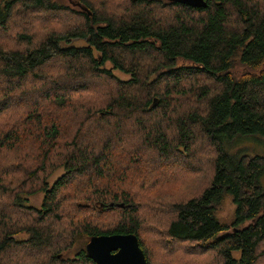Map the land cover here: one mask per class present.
Wrapping results in <instances>:
<instances>
[{
    "label": "trees",
    "instance_id": "1",
    "mask_svg": "<svg viewBox=\"0 0 264 264\" xmlns=\"http://www.w3.org/2000/svg\"><path fill=\"white\" fill-rule=\"evenodd\" d=\"M75 1L80 11L59 0H0V35L14 25L31 32H13L8 46L0 36V204L7 202L0 264H96L86 244L114 234L137 235L151 264L159 231L144 232L131 179L150 181L164 168H148L154 158L180 156L188 171L176 183L182 197L171 205L166 243H195L205 254L192 260L176 248L158 264H216L212 253L221 264H259L264 155L249 144L264 142V0H206V8ZM42 14L50 30L36 40L31 24ZM74 15L83 25L51 30L59 28L55 19ZM77 39L87 46H71ZM107 63L131 79H118ZM237 65L250 72L239 76ZM190 100L195 108L180 105ZM18 145L23 156L12 157ZM59 167L63 174L50 184ZM37 192L45 196L41 209L24 203ZM227 199L229 223L218 216ZM114 211V227L97 225ZM146 234L155 241L146 245ZM77 247L75 257L65 256Z\"/></svg>",
    "mask_w": 264,
    "mask_h": 264
},
{
    "label": "rangeland",
    "instance_id": "2",
    "mask_svg": "<svg viewBox=\"0 0 264 264\" xmlns=\"http://www.w3.org/2000/svg\"><path fill=\"white\" fill-rule=\"evenodd\" d=\"M59 1L66 7L70 9H74L73 11H80L79 9H76L75 5L77 4L75 3L76 2L75 0H59ZM107 1L108 0H97V5L102 6ZM116 1L119 4L120 2H122V4L126 3V0H116ZM49 19H50V16L47 14H42V15L33 17L34 22L32 23L34 24H31V26H33L34 28H38V33L35 36L36 40H42L48 34L50 29L47 26V22ZM21 23H19V25ZM83 23H84V19H82L80 15H74L70 18H67L66 20L55 19L51 25L55 27H59V28H51V30H54V29L61 30L63 27H69V26L79 27V25L81 26L83 25ZM13 32H24V33H29V34L31 33L30 30H27L26 28H21L17 25H14V27H12L8 33L6 34L2 33L0 35L2 38V41L5 43L4 46H8L6 42L10 39V34H12ZM70 45L77 46V47H83V46H87V41L83 39H77V40L71 41ZM1 46L3 45H0V48ZM151 62L152 60L147 62L145 66ZM106 66L113 70L114 75L118 79L122 81H129L131 79V75L129 73H125V72L114 69L111 63H107ZM247 72H250V71L248 69L243 68L240 65L236 66L235 73L238 74L239 76ZM190 84L188 85L187 88H189ZM154 101H155L154 106H157L158 98H155ZM192 101L193 100H190L180 105L184 106V108L185 106H192L193 108H195L197 105L194 104V102ZM174 110H175V107H174ZM172 116L176 117L175 112L172 113ZM164 127L166 130L173 128V127H170L169 123H168V126H167V123H165L163 125V128ZM249 145L253 146L252 148L256 152L264 155V142H258V141L251 140ZM24 151H25L24 145H18L13 148L12 157L22 155ZM180 159H182V156L177 157L176 159L172 158L168 163H165V162H160V161L156 162V158H154V161L150 162V166H153V167H150V166L148 167L143 162V166L145 165L148 168H152L155 171L159 170L156 168L157 166H163L164 168L163 170L159 172V174H154L150 181L146 180V178L145 179L140 178V176L137 174L131 179L132 192L134 193V195H137V197H139L138 202H137V207L141 211L140 217L143 220L144 232H150L154 234L156 233V230L159 231V234H158L159 241L157 242L156 245L149 246V250H148V253H149L148 256H149L151 264H158L161 260H163V258H164V261L167 258H171L172 256L168 257V254L169 252H171L172 250L176 248L179 249L180 252H182L180 249H183L187 251V253H192L194 255L191 257L192 260L197 259L198 254H203V255L205 254L199 249L198 245H195V243H181V242L178 243L176 241L170 242L172 243V245H167L166 243V242H169L167 239V235H166L167 233L166 227L169 221L171 222L174 219L173 212H171V205H173V203L178 202L179 199L182 197L181 195L176 194L177 192L176 183L180 185L182 181V177L185 176L186 172L188 171L185 169ZM12 160L13 158L10 161ZM145 160L147 161L148 158H146ZM177 160L180 163H178ZM189 162L191 161L188 160V163ZM205 168H206V175L202 176V179L204 181L208 179L211 167L209 164H206ZM63 172H64V169L62 167H59L56 171H54L49 176L48 182L50 184L54 183L63 174ZM188 173L192 174L191 172H188ZM22 179L23 178H21L20 181H22ZM75 180H77L76 183L85 181L84 179H82V177H77ZM262 182L264 185V178L262 179ZM44 199H45L44 193L37 192L33 195L24 197V203L27 204L28 206H33V207H36L37 209H41L43 206ZM6 205H7V202L5 200H2L0 207L3 209V206H6ZM87 207L90 209L91 208L90 204H88ZM4 212L5 211L3 209L0 216H2V213ZM233 212H234V206L232 205L231 200L227 199L222 209H220L219 211V214H218L219 219L222 222L229 223L232 220ZM25 213L26 211H24V214ZM100 218H102V222L98 223L97 225L101 227L102 229L106 230V229L114 227L115 224L119 222L120 213L114 211L113 213H110ZM15 237H17L18 239H25L27 238V235L21 234V235H16ZM150 237H151L150 234H146V237H144L145 239L144 241L146 245L155 241L154 238H150ZM159 248H163L164 250L162 255H160ZM76 250H78V247L74 248L71 252L65 253V256L69 258L75 257ZM211 255L214 256V262L216 264L222 263V260L219 257H217L215 253H212ZM260 255H261V258L259 260V264H264V246L260 250ZM236 256H238V254H236ZM189 264H196V263L190 262ZM201 264H214V263L205 262Z\"/></svg>",
    "mask_w": 264,
    "mask_h": 264
},
{
    "label": "water",
    "instance_id": "3",
    "mask_svg": "<svg viewBox=\"0 0 264 264\" xmlns=\"http://www.w3.org/2000/svg\"><path fill=\"white\" fill-rule=\"evenodd\" d=\"M194 8H206V0H171ZM115 204H110L114 207ZM124 207V204H117ZM89 257L96 264H148L140 241L135 234L93 236L86 244Z\"/></svg>",
    "mask_w": 264,
    "mask_h": 264
}]
</instances>
